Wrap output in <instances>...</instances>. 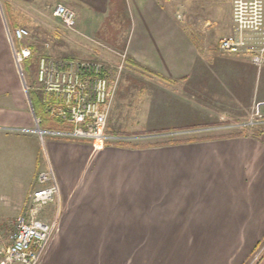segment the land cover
Here are the masks:
<instances>
[{
	"label": "crops",
	"instance_id": "0c3cea01",
	"mask_svg": "<svg viewBox=\"0 0 264 264\" xmlns=\"http://www.w3.org/2000/svg\"><path fill=\"white\" fill-rule=\"evenodd\" d=\"M57 4L73 9L83 29L88 12L102 15V38L127 32L126 53L150 88L130 120L112 105L109 135L226 126L255 109L264 116L260 69L219 50L232 19L217 54L203 55L173 0H0V221L25 212L51 166L60 219L39 264H264V129L98 150L33 131L9 30L32 24L60 36Z\"/></svg>",
	"mask_w": 264,
	"mask_h": 264
},
{
	"label": "built area",
	"instance_id": "2783aa9c",
	"mask_svg": "<svg viewBox=\"0 0 264 264\" xmlns=\"http://www.w3.org/2000/svg\"><path fill=\"white\" fill-rule=\"evenodd\" d=\"M52 14L66 29L73 30L77 25L76 12L64 4H57ZM9 35L16 62L22 71V64L35 55L32 46L26 43L30 31L20 26L9 30ZM46 48H49L48 44ZM219 50L224 54L246 57L258 69L264 66V0H232L231 35L221 39ZM35 74L34 86L25 84V87L34 114L33 131L41 137L50 135L90 141L96 150L106 143L128 140L107 133L115 87L102 62L41 54L35 62ZM32 91L38 92L46 112L60 120L62 128L41 129V119L35 114L30 97ZM235 126L230 124L224 128ZM5 130L17 131L14 128ZM37 181L39 187L31 195L25 212L15 219L8 242L0 244V264H39L58 229L60 188L51 166L39 173ZM50 205L57 206V213L55 211L52 218L47 219L44 211Z\"/></svg>",
	"mask_w": 264,
	"mask_h": 264
},
{
	"label": "rangeland",
	"instance_id": "374dc122",
	"mask_svg": "<svg viewBox=\"0 0 264 264\" xmlns=\"http://www.w3.org/2000/svg\"><path fill=\"white\" fill-rule=\"evenodd\" d=\"M173 3L178 13V20L185 22L190 27V31L200 46L202 54H217L216 47L219 40L229 32L232 19V0H173ZM102 18V15L96 14L94 11L88 12L85 29L81 26H76L73 30L62 27L61 35L55 38L45 35L35 25L22 24L21 26L30 31V38L26 40V43L36 48L33 61H26L22 64L23 78L27 86H34L36 81L35 62L41 54H49L56 58L70 56L81 60H98L107 67L111 81L114 83L115 94L112 105H118L121 112L125 116L127 115V119L130 120L132 116L141 113L142 101L146 99L150 88L144 77L140 76V72L136 70V67L128 63L129 56L125 50L127 32L122 33L118 39L116 38V42L102 38L97 34L103 23ZM73 36L76 37L75 40L71 39ZM47 44L49 48H46ZM7 84H9L8 81ZM256 84L257 88L264 86V66L260 69V72H257ZM30 97L33 99L34 111L36 110L40 114L42 112V102L38 92H30ZM263 121L264 116L255 109L254 115L237 123L231 129H225L224 125H212L188 131L176 130L154 133L155 131L148 130L137 133L134 138L125 141L132 144H148L170 139L201 138L217 133L222 134L224 131H259L264 129ZM40 127L42 130L45 128L44 125ZM48 214L53 215L50 211ZM58 218L60 219V210ZM14 222L15 220L0 221L1 245L8 242L9 235L14 229Z\"/></svg>",
	"mask_w": 264,
	"mask_h": 264
},
{
	"label": "trees",
	"instance_id": "16d2710c",
	"mask_svg": "<svg viewBox=\"0 0 264 264\" xmlns=\"http://www.w3.org/2000/svg\"><path fill=\"white\" fill-rule=\"evenodd\" d=\"M17 28V27H15ZM34 50V54H36V48L32 47ZM35 58V55L33 56L32 59L28 60V61H33V59ZM66 58H70V59H76L74 57H66ZM128 63L133 65V66H138L137 64H135L131 59L128 58ZM32 103H33V99H31ZM35 114L37 115V117H39L41 119V125H44V127H49V128H62L63 127V123L58 120L55 119L53 117H51L45 110L44 105L42 104V112L39 114L38 112H36L35 110ZM168 131V130H167ZM170 131H174V130H169ZM162 132H166V131H161V132H154V133H162ZM206 138V137H204ZM200 138L197 137H190L187 139H170L167 141H161V142H155V143H148V144H132L130 142H126V141H119V142H114L111 144H116V145H121V146H132V147H143V146H149V145H160V144H177V143H183L185 141H196L199 140ZM110 144V143H107Z\"/></svg>",
	"mask_w": 264,
	"mask_h": 264
}]
</instances>
